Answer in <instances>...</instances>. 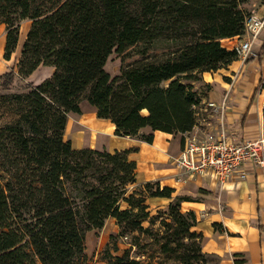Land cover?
I'll return each mask as SVG.
<instances>
[{
  "label": "trees",
  "instance_id": "obj_1",
  "mask_svg": "<svg viewBox=\"0 0 264 264\" xmlns=\"http://www.w3.org/2000/svg\"><path fill=\"white\" fill-rule=\"evenodd\" d=\"M247 2L0 0L4 60L30 21L15 69L0 74V264H89L86 234L109 218L118 232L102 251L106 264L211 263L195 214L181 210L196 199L137 183L132 149H74L63 136L82 102L119 137L151 144L155 131L191 132L206 94L193 83L238 60L221 40L243 34ZM113 52L120 66L111 76ZM39 66L52 67L51 76L24 82ZM150 198L168 203L152 213ZM122 238L130 242L118 254ZM141 242L155 251H135Z\"/></svg>",
  "mask_w": 264,
  "mask_h": 264
},
{
  "label": "crops",
  "instance_id": "obj_2",
  "mask_svg": "<svg viewBox=\"0 0 264 264\" xmlns=\"http://www.w3.org/2000/svg\"><path fill=\"white\" fill-rule=\"evenodd\" d=\"M29 26L30 21L27 20L20 24L14 54L16 57L14 56L15 61L11 63L13 57L10 61L3 59L5 27L0 24V74L11 68L15 69ZM233 40V38L224 39L222 42L227 43L221 44L225 46ZM263 41V35L256 40L255 50L258 53ZM52 72L53 68L50 66H39L24 82L38 85L49 78ZM218 73L219 77H225V81L220 80L221 78L218 80L217 76L214 77V80L210 82L211 89L206 91L202 102L203 104L206 101L219 103L226 96L227 107L223 119L219 124L218 117L216 115L210 117V111L204 107L200 110L204 111L207 117L199 119L198 124L201 125L202 122L209 120L217 129L221 127L226 138L233 142L257 137L261 131H264V84L262 85L264 55L255 59H238L212 74L215 76ZM203 74L211 75L208 72ZM81 104L80 114L68 113L64 136L70 118L78 125L81 123L80 119L83 116ZM89 107L94 118L91 119L93 124L89 128L92 133L87 134L90 142L83 143L84 136L76 138L78 147H73L70 140L63 136L64 141H69L74 149L90 148L109 152L132 149L128 157L136 163L137 183L158 181L161 186L173 188V195L196 199L182 202L181 210L192 211L195 214L197 225L194 230L202 234L203 252L217 257V264H235V261H243L242 264H254L259 258L261 264H264V168L246 163L222 183L208 176L187 177L175 164L183 146L181 141L183 136L155 131L152 132L151 144L134 138L119 137L114 135V125L108 120L97 118L95 108L91 105ZM105 125H108L109 133L101 130ZM148 157H154V160ZM239 172H243L245 177H239ZM146 203L150 209L151 205L164 204L156 208L164 209L168 200L150 198ZM109 219L115 224L114 218ZM260 227L263 229L261 230Z\"/></svg>",
  "mask_w": 264,
  "mask_h": 264
},
{
  "label": "built area",
  "instance_id": "obj_3",
  "mask_svg": "<svg viewBox=\"0 0 264 264\" xmlns=\"http://www.w3.org/2000/svg\"><path fill=\"white\" fill-rule=\"evenodd\" d=\"M262 32L264 17L248 15L244 21L243 34L233 37V42L224 47L234 51L238 59H255L258 57L255 43ZM204 107L210 111V117L216 115L221 124L227 107V97L224 96L219 103L206 101ZM183 139L184 144L175 162L177 168L187 177L208 176L222 183L246 163L264 168V131L257 137L233 142L226 138L221 127L217 129L208 120L184 134ZM239 177L244 178L245 174L239 172Z\"/></svg>",
  "mask_w": 264,
  "mask_h": 264
},
{
  "label": "rangeland",
  "instance_id": "obj_4",
  "mask_svg": "<svg viewBox=\"0 0 264 264\" xmlns=\"http://www.w3.org/2000/svg\"><path fill=\"white\" fill-rule=\"evenodd\" d=\"M244 8L248 12L249 15H256L259 18H261V17L263 18L264 0H248V2L244 5ZM261 35H263V37H264V32H262ZM221 43L225 44L227 42H222V40H221ZM15 50L11 56V58L13 57V59L11 60V63H13L15 61V59H14V56H15L14 54L16 52ZM8 61H10V60H8ZM119 66H120V58L118 57V55L116 53L113 52L108 57V59L106 61L105 70L111 76H114L119 72ZM210 74L211 75H207V74L200 75V79L197 82L193 83L194 88L200 92L209 91L211 89L210 82L212 80H214V77L217 76L216 78H218V80H219V78H221L220 80L225 79V77H219V75H220L219 73L215 74V76L212 73H210ZM262 81H264V79ZM18 84H20V83H18ZM263 84L264 83L262 82V85ZM81 109H82V114H83V116L80 119L81 123L78 125L76 121H73L70 118L68 126H67L68 127L67 132L65 133V136H64L65 139L70 140L73 147L79 146L77 143V140H76L77 137L80 138L81 136H84L85 139H84L83 143H85V144L88 143V141L90 142L89 136L87 134H89L88 132L92 133V131H89V128H91V126L93 124V122H91V119L93 118V114L91 113V109L89 107V104H86L85 102H83L81 104ZM93 110H94V108H93ZM204 114H205V112L200 110V114H199L200 119L201 118L206 119L207 116ZM109 125H110V127H112V125L110 123H109ZM101 130L105 133L110 132L108 125H105ZM144 131L150 132L149 129H144ZM93 134H94V132H93ZM147 156H149V155H147ZM150 158L154 160V157H150ZM175 164H176V162H175ZM139 168H140V166H139ZM163 205L164 204L151 205L152 213H154V211L157 207H162ZM115 233L117 234V227L115 226L114 222L109 219L105 222L102 229L91 231V232L86 234L85 253L88 257L89 264H106L104 261H101L102 251L104 250L106 244L110 241L109 237L111 235H114ZM128 242H130L129 238H127V239L122 238V239L118 240V247H119L118 254H121L124 249L128 248ZM142 244L143 243L141 242L140 246L136 247L134 250L138 251V252L139 251L145 252L146 253L145 255L155 251L152 246H149L146 249L141 248ZM210 261H211L210 264H217L218 258L213 256V257H211ZM254 264H261V259L259 258L257 260V262Z\"/></svg>",
  "mask_w": 264,
  "mask_h": 264
}]
</instances>
